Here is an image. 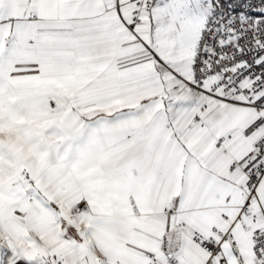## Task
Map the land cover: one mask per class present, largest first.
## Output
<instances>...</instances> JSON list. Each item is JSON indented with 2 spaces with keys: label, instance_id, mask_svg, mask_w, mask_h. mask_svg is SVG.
<instances>
[{
  "label": "snow or ice",
  "instance_id": "1",
  "mask_svg": "<svg viewBox=\"0 0 264 264\" xmlns=\"http://www.w3.org/2000/svg\"><path fill=\"white\" fill-rule=\"evenodd\" d=\"M0 264H264V0H0Z\"/></svg>",
  "mask_w": 264,
  "mask_h": 264
}]
</instances>
